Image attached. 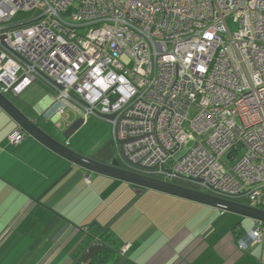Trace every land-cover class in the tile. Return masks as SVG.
<instances>
[{
	"label": "built area",
	"instance_id": "obj_1",
	"mask_svg": "<svg viewBox=\"0 0 264 264\" xmlns=\"http://www.w3.org/2000/svg\"><path fill=\"white\" fill-rule=\"evenodd\" d=\"M36 81L137 172L264 209V0H0V91Z\"/></svg>",
	"mask_w": 264,
	"mask_h": 264
},
{
	"label": "crops",
	"instance_id": "obj_2",
	"mask_svg": "<svg viewBox=\"0 0 264 264\" xmlns=\"http://www.w3.org/2000/svg\"><path fill=\"white\" fill-rule=\"evenodd\" d=\"M5 94L74 151L93 155L113 146L110 135L87 143L82 130L90 117L64 139L63 132L81 116L58 124L55 94L44 82L18 96ZM18 128L0 107V264L85 263L105 232L118 252L108 264H264V229L260 244L239 246L244 239L249 243L254 220L168 194L161 197L169 207L152 209L146 189L73 165L30 136L12 144L9 137ZM126 244L130 248L121 255Z\"/></svg>",
	"mask_w": 264,
	"mask_h": 264
},
{
	"label": "water",
	"instance_id": "obj_3",
	"mask_svg": "<svg viewBox=\"0 0 264 264\" xmlns=\"http://www.w3.org/2000/svg\"><path fill=\"white\" fill-rule=\"evenodd\" d=\"M55 85L60 87L56 82ZM0 107L23 129L30 137L42 145L69 161L71 164L83 168L91 173L107 176L144 189L158 191L178 198L206 205L223 212L236 214L257 222L264 223V209L231 201L213 194L193 189L174 182L164 181L158 178L141 174L125 163L115 145L111 146V153L104 157L101 152L93 155H84L74 151L65 143L45 132L34 120L25 115L14 102L0 91ZM113 116H108L112 118ZM84 119L78 118L63 132V138L68 140L82 125ZM102 246L89 248L84 262L93 260Z\"/></svg>",
	"mask_w": 264,
	"mask_h": 264
},
{
	"label": "rangeland",
	"instance_id": "obj_4",
	"mask_svg": "<svg viewBox=\"0 0 264 264\" xmlns=\"http://www.w3.org/2000/svg\"><path fill=\"white\" fill-rule=\"evenodd\" d=\"M229 25L233 31L238 29L237 25H235L231 20H229ZM190 116L193 117L194 113L192 112ZM76 117H77V114L75 112L69 111V118H70L69 120L73 121L76 119ZM65 125H66V123L63 121L62 126L64 127ZM187 129L188 128H186V130ZM56 131L60 132L59 128L56 129ZM110 134H111L110 125L107 122L99 120V119L94 118V117L93 118L90 117V120L86 122V126L82 130V135L84 136V139L87 141L88 144H93V143L97 142V140H100L102 136L105 135V137H108ZM99 137H100V139H98ZM72 143L74 144V140L72 141ZM182 153H184V151ZM116 192L117 193L118 192L123 193L121 188H118L116 190ZM128 192H130V191H128ZM145 192H147V194H149L148 195L149 196L148 202H149V205L151 206L152 209L156 207L155 204L163 205L164 207H169L171 205V203L167 202L164 198L161 197L162 195H164V193L154 191V190H149V189H146ZM138 193H139V190H136V194H138ZM167 204H168V206H167ZM199 208H201V207H198V209ZM228 214H232V213H228Z\"/></svg>",
	"mask_w": 264,
	"mask_h": 264
},
{
	"label": "trees",
	"instance_id": "obj_5",
	"mask_svg": "<svg viewBox=\"0 0 264 264\" xmlns=\"http://www.w3.org/2000/svg\"><path fill=\"white\" fill-rule=\"evenodd\" d=\"M101 153L104 157H107L111 153V147L110 145L102 150ZM113 242L111 235L108 232L104 233V236L101 238L100 245L102 246V250L99 252V254L93 259L85 263L80 264H108L110 259L115 257L118 252L114 249V247L111 246V243ZM86 246L89 244L88 241L85 242ZM86 246H81V248L78 251V256L81 255V253L86 250ZM114 259V258H113Z\"/></svg>",
	"mask_w": 264,
	"mask_h": 264
}]
</instances>
